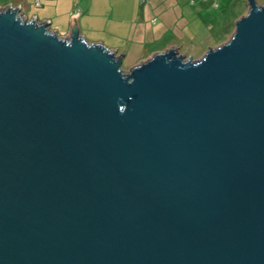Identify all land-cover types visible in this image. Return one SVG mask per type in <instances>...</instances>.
Returning a JSON list of instances; mask_svg holds the SVG:
<instances>
[{"label":"water","instance_id":"water-1","mask_svg":"<svg viewBox=\"0 0 264 264\" xmlns=\"http://www.w3.org/2000/svg\"><path fill=\"white\" fill-rule=\"evenodd\" d=\"M229 42L125 56L0 10V264H264V5Z\"/></svg>","mask_w":264,"mask_h":264},{"label":"crops","instance_id":"crops-1","mask_svg":"<svg viewBox=\"0 0 264 264\" xmlns=\"http://www.w3.org/2000/svg\"><path fill=\"white\" fill-rule=\"evenodd\" d=\"M233 0H0V10L20 7L22 16L50 27L61 37L77 26L90 43L124 55L129 68L157 53L202 42L212 31V14ZM245 12L232 18L237 22ZM264 5V0H256ZM210 20V21H209ZM236 26L234 25V28ZM125 70V69H124ZM125 71H128L127 69Z\"/></svg>","mask_w":264,"mask_h":264},{"label":"rangeland","instance_id":"rangeland-1","mask_svg":"<svg viewBox=\"0 0 264 264\" xmlns=\"http://www.w3.org/2000/svg\"><path fill=\"white\" fill-rule=\"evenodd\" d=\"M246 4V2L241 0H233L232 3L228 4V6L223 7L219 11L216 10V12H214L211 16L213 19V29L211 33H209L202 42L183 46L182 55L193 58L194 60H199L205 56L210 48L215 49L229 42L236 30V27L234 28V25L236 26V21L233 22L232 18L235 17L236 14L245 12L247 7ZM130 65L131 63L124 62L123 69H131L129 68Z\"/></svg>","mask_w":264,"mask_h":264},{"label":"built area","instance_id":"built-area-1","mask_svg":"<svg viewBox=\"0 0 264 264\" xmlns=\"http://www.w3.org/2000/svg\"><path fill=\"white\" fill-rule=\"evenodd\" d=\"M141 2H142V3H144V2H145V0H141Z\"/></svg>","mask_w":264,"mask_h":264}]
</instances>
